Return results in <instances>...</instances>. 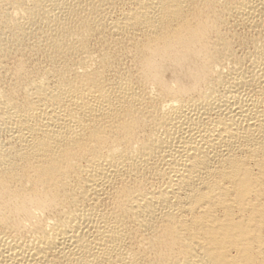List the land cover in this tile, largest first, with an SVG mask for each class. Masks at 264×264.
<instances>
[{
    "label": "bare ground",
    "instance_id": "6f19581e",
    "mask_svg": "<svg viewBox=\"0 0 264 264\" xmlns=\"http://www.w3.org/2000/svg\"><path fill=\"white\" fill-rule=\"evenodd\" d=\"M0 264H264V0H0Z\"/></svg>",
    "mask_w": 264,
    "mask_h": 264
}]
</instances>
